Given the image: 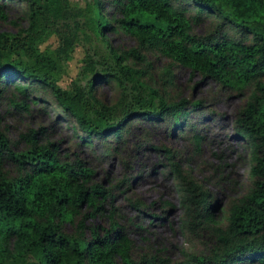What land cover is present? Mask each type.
Segmentation results:
<instances>
[{"label":"trees","instance_id":"1","mask_svg":"<svg viewBox=\"0 0 264 264\" xmlns=\"http://www.w3.org/2000/svg\"><path fill=\"white\" fill-rule=\"evenodd\" d=\"M11 1L27 4L30 24L21 32L20 41L0 33V95L3 85L14 84L20 77L50 90L59 108L81 131L83 144L90 148L94 140L122 139L131 117L146 121L177 119L189 109L184 100L169 103L160 97L158 90L144 81L142 72L119 63L122 56L114 50L111 52L118 70L101 79L113 76L120 83L127 81L135 89L149 92L147 98L139 95L130 106L122 101L107 106L94 93L96 81H91L87 90L76 87L69 93L62 89L58 85L57 59L68 55L77 39L52 27L68 17L69 1L0 0L3 21L8 20L3 2ZM93 1L94 7L88 9L95 16L91 28L105 40L118 31L135 38L139 49L129 55L138 58L139 51L158 53L223 87L244 88L257 83L258 93L243 111L237 129L251 148L254 186L232 206L225 228L214 225L213 219L202 213L209 203L207 193L189 174H182L176 164L172 166L184 195L186 226H193L200 218H207L205 223L211 224V250L206 255L188 254L181 264H264V83L259 82L264 78V0ZM205 14L241 29L247 40L197 37L193 22ZM51 33L58 34L61 46L56 54L42 56L37 44ZM14 49L33 64L6 63ZM15 89L21 97L29 96L28 86L19 84ZM32 101L36 103L35 98ZM11 103L17 109H28L25 102ZM201 105L194 102L192 107L197 111ZM176 122L172 121L173 127ZM43 132L32 130L23 135L28 148L17 153L0 131V264H177L159 255L135 257L132 240L117 223L109 229L88 223L89 218L105 215L104 205L111 195L101 185L93 184L95 173L82 161H63L56 145L43 138ZM7 160L17 165V177L10 178L5 172ZM109 217L114 219L112 212ZM67 224L74 225V234L65 232Z\"/></svg>","mask_w":264,"mask_h":264},{"label":"rangeland","instance_id":"2","mask_svg":"<svg viewBox=\"0 0 264 264\" xmlns=\"http://www.w3.org/2000/svg\"><path fill=\"white\" fill-rule=\"evenodd\" d=\"M68 1V17L52 27L77 39L68 55L57 59L58 85L62 89L69 93L76 87L87 90L91 81H96L94 93L107 106L121 101L130 106L136 96L147 98L149 92L139 91L127 81L120 83L113 76L101 79L118 70L111 52L114 50L122 56L119 63L142 72L144 81L158 90L160 97L169 103L184 100L189 109L177 119L146 121L131 117L123 128L122 139L94 140L90 148L83 144L81 131L59 108L51 91L20 77L14 79V84L3 85L0 131L11 142L12 150L20 153L28 148L23 135L44 130L43 138L56 145L63 161L79 160L93 170V184L101 185L111 197L104 205V216H88L86 221L105 229L117 223L132 240L135 257L159 255L181 264L188 254L206 255L211 250V224L205 223L207 218H200V222L186 226L184 195L172 165L176 164L182 174H189L207 193L209 203L202 213L209 215L214 225L225 228L232 206L254 186L251 148L237 129L243 111L258 93L257 83L244 88L223 87L158 53L139 51L138 58L129 55L139 49L135 38L118 31L105 40L91 28L95 16L88 9L94 7L93 0ZM3 3L8 20L0 18V33L20 41L21 32L30 24L28 6L21 1ZM193 33L209 40H221L224 36L237 41L248 38L241 34V29L235 30L211 14L193 22ZM60 46L58 34L51 33L37 44V50L47 57L56 54ZM13 51L6 63L33 64ZM259 82L264 83V78ZM19 84L29 87V96L17 93L15 87ZM11 100L25 102L27 111L14 107ZM194 102L202 103L197 111L192 107ZM172 121H177L176 127ZM108 149L110 153H106ZM4 170L10 178L19 174L17 165L10 160L5 162ZM111 212L113 220L109 217ZM65 232L74 234V225L67 224Z\"/></svg>","mask_w":264,"mask_h":264}]
</instances>
